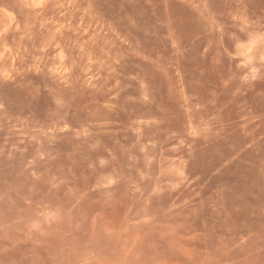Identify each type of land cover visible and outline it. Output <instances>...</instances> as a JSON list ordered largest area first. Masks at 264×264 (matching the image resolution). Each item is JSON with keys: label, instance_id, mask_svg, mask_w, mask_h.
<instances>
[{"label": "rangeland", "instance_id": "rangeland-1", "mask_svg": "<svg viewBox=\"0 0 264 264\" xmlns=\"http://www.w3.org/2000/svg\"><path fill=\"white\" fill-rule=\"evenodd\" d=\"M23 3L0 264H264V0Z\"/></svg>", "mask_w": 264, "mask_h": 264}, {"label": "bare ground", "instance_id": "bare-ground-1", "mask_svg": "<svg viewBox=\"0 0 264 264\" xmlns=\"http://www.w3.org/2000/svg\"><path fill=\"white\" fill-rule=\"evenodd\" d=\"M48 1H52V0H23V6H29V8L30 7H33V9H34V7H35V9L37 10V8H40V7H42L43 5H44V7H45V3L46 2H48ZM22 2V1H21ZM6 9V8H5ZM4 9V10H5ZM43 9V8H42ZM3 10V12H5ZM40 9H38V11H39ZM7 12H8V9L6 10ZM10 11V10H9ZM2 12V13H3ZM7 12H5V13H7ZM11 12V11H10ZM9 12V13H10ZM2 13H1V16H2ZM12 13V12H11ZM10 13V14H11ZM10 14H9V16H10ZM5 14H3V18L5 17L4 16ZM7 15V14H6ZM8 16V15H7ZM14 16V14L12 13L11 14V16H10V22L8 21V24L4 27L3 25H2V27H0V42H5L4 41V38H6V37H4L5 36V34L7 33L8 34V30L11 28V30H14V29H12V26L10 25V24H12V23H14V22H16L17 20H15L14 18H15V16ZM17 17V16H16ZM0 19L1 21L0 22H2V20H4L5 19V21L6 20H8V19H6V18H4V19ZM7 18H9V17H7ZM17 19H18V17H17ZM19 20V19H18ZM4 23V22H3ZM16 24V23H15ZM19 23L17 22V24L16 25H18ZM29 24V23H28ZM14 25V24H13ZM1 26V25H0ZM19 26H21L20 24H19ZM18 26V27H19ZM20 29H22L21 27H19ZM19 28L17 29V30H19ZM26 29L28 30V28L26 27ZM10 30V31H11ZM9 31V32H10ZM8 37V36H7ZM254 43V42H253ZM253 43H252V47H253ZM0 44H3V43H0ZM7 44H8V41H7ZM256 43H254V45H255ZM5 45H6V42H5ZM7 46V45H6ZM3 47H5L4 45L2 46V49H3ZM7 47H9V45L7 46ZM251 47V46H250ZM6 48V47H5ZM4 48V49H5ZM1 49V50H2ZM7 49V48H6ZM5 49V50H6ZM9 49V48H8ZM5 50L0 54V60H2V59H4V57H6L5 55H7V53L5 52ZM10 50V49H9ZM8 51V50H7ZM11 52V51H10ZM8 54H9V52H8ZM64 55H62L61 56V58L62 59H64ZM1 62V61H0ZM61 63V65L60 66H58V67H56V69H55V71L59 74V75H65L66 73H67V68H66V66H64L63 64H64V62L62 61V62H60ZM254 69V67H252V70ZM254 72V71H253Z\"/></svg>", "mask_w": 264, "mask_h": 264}]
</instances>
